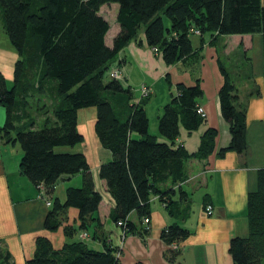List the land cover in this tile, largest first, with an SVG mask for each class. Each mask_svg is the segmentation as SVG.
Segmentation results:
<instances>
[{
  "label": "trees",
  "instance_id": "16d2710c",
  "mask_svg": "<svg viewBox=\"0 0 264 264\" xmlns=\"http://www.w3.org/2000/svg\"><path fill=\"white\" fill-rule=\"evenodd\" d=\"M111 3L118 4L121 31L109 46L106 36L111 24L100 11ZM0 18L18 54L10 88L0 72V106L6 110L0 139L20 144L21 174L50 202L46 229L62 226L70 207L79 210V225L64 226L72 241L57 249L49 237L38 236L27 264H122L119 248L111 246L103 234L104 224L98 216L103 195L95 188L87 156L68 149L85 139L78 129L79 111L96 110V135L112 153V159L100 165L99 176L114 201L110 217L115 223L124 221L121 227L126 234L149 233L150 223L144 219H151L153 195L170 212L187 214L191 203L181 210V201L188 199L180 183L188 177V161L207 159L216 149L218 135L217 129L208 128L196 151L177 142L181 126L192 132L206 119L198 113L204 95L200 81L177 84V92L158 118L156 135L149 129V94L136 101L132 88L111 75L112 64L144 32L147 44L158 48L155 52L167 64L183 61L194 70L203 58V45L195 47L192 40L199 30L202 44L209 35L215 46L225 35L261 34L264 70V0H0ZM219 64L224 75L219 91L221 111L231 132L230 143L218 151L224 157L231 151L242 154L248 147L247 102L241 100L220 55ZM258 93L257 89L249 96ZM36 95L48 99L36 106L41 126L39 115L31 113L35 109L31 99ZM78 173L83 174V184L69 186L61 200L55 195L57 184ZM175 195L178 200H173ZM133 212L145 225L138 226L129 218ZM247 217L248 235L234 236L229 252L234 264H264V168L258 170L257 188L248 193ZM89 230L102 241V249L74 239ZM190 235L188 228L177 223L162 230L161 238L170 246L168 260L176 261L181 249L173 246ZM0 264H16L1 238Z\"/></svg>",
  "mask_w": 264,
  "mask_h": 264
},
{
  "label": "crops",
  "instance_id": "0c3cea01",
  "mask_svg": "<svg viewBox=\"0 0 264 264\" xmlns=\"http://www.w3.org/2000/svg\"><path fill=\"white\" fill-rule=\"evenodd\" d=\"M100 13L102 14L101 11ZM102 15L106 18L104 14ZM166 23L170 25L169 21ZM117 26L114 35H110V29L106 36V42L109 46L113 45L114 38L121 31L120 25ZM251 36L250 34V37L246 38L254 40ZM194 37L197 39L194 40ZM222 37L240 36L225 35ZM241 38L245 37L242 36ZM192 40L195 47L203 45V58L194 70L185 65L183 61L167 64L162 55L156 53L147 44L144 32L140 33L139 39L132 40L125 46L112 64L113 70H119L122 82L132 88L136 101L142 99L141 88L143 86L149 88V101L146 104V110L149 116L152 101L158 100L156 104L157 119L162 114L164 105L171 100L172 94L177 92V84L183 83L189 86L195 84L196 80L199 79L204 91L203 97L199 100V105L204 108L206 119L199 129L192 132L181 126V134L177 142L183 144L189 151H196L200 145L201 136L208 128L217 129L218 135L216 137V149L207 159L188 161V177L180 183L187 192L188 199L181 201V210L191 203V209L188 210L187 214H181L177 210H174L175 213L170 212L160 201L159 196L153 195L149 233L144 236L138 233L126 234L124 228L117 225L110 217L114 201L107 190L106 182L99 176L100 165L112 159L111 151L101 145L97 135L96 139L94 135L93 137L90 136L94 141L92 148L89 147L91 148V156L87 150H82L80 147L72 149L73 151H81L87 156L94 176L95 188L103 195L98 210V216L104 224L103 234L108 238L107 241L111 246L119 248L122 264H234L229 252L230 240L234 236H247L249 233L248 193L257 188L258 170L264 168L262 41L259 44L260 37L258 36L262 61L260 71L257 70L255 73L239 72V74L237 71L235 72L237 76L235 81L238 82L239 78L247 79H241L235 83L241 100L247 102L246 139L248 147L242 154L231 151L224 157H219L218 151L231 141V132L221 111L219 91L224 83V75L220 69L218 48L210 43V38L207 39V36L203 44L198 34L193 35ZM227 40L224 39V41ZM221 43L227 44L222 41ZM252 43L250 42V46H247L244 54L247 59L248 53L253 47ZM226 51L231 53L228 44ZM17 59L18 54L0 18V72L12 83ZM227 60L230 64L231 58L229 56ZM229 73L231 74L230 71ZM249 74H253L254 78L250 79ZM257 89L259 90L258 94L249 96L252 91ZM94 116H96L95 112ZM5 120L6 110L0 106V127L4 125ZM79 123L80 120L78 121V129L83 133L84 130L80 128L81 124ZM150 132L159 134L155 129L150 130ZM84 136L86 137V134ZM160 139L164 140L163 138ZM78 145H82V143ZM10 146H13L12 149ZM15 146L16 144H5L0 139V238L3 245L10 250L16 264H27V260L35 253L38 236L49 237L57 249L62 248L66 242L72 241L66 236L64 226L75 225L77 227L79 225V210L76 207H70L68 220L62 226L54 231L46 229L44 221L49 211V205L42 199L41 192L33 183L21 174L17 160L14 158L12 162L11 158L8 157ZM18 154L20 155V152ZM82 184V173L64 178L57 184L55 195L61 200H65L66 190L69 186L80 187ZM178 186H175V189ZM173 200H178V195L173 196ZM208 205L213 207L211 214L206 212ZM129 218L138 226L145 225L142 220L137 218L135 212ZM174 223L188 228L191 235L185 240L179 241L181 253L176 257V261L172 262L166 257L170 246L161 238V232L165 227ZM82 233L75 236L74 239L85 240L96 249L103 248L102 241L91 236L92 230L87 232L89 236L85 238L81 237Z\"/></svg>",
  "mask_w": 264,
  "mask_h": 264
},
{
  "label": "rangeland",
  "instance_id": "374dc122",
  "mask_svg": "<svg viewBox=\"0 0 264 264\" xmlns=\"http://www.w3.org/2000/svg\"><path fill=\"white\" fill-rule=\"evenodd\" d=\"M116 7V8H115ZM101 12L102 14H104L106 16V18L109 20L110 24H111V33L110 35H114L115 32L117 31V25H118V21H117V13H118V4L117 3H111V4H105L103 8H101ZM240 36V37H222L220 41V44L217 46V48H221L220 50H218L220 57L222 58V61L224 63V66L227 68V70H229L231 72V76L234 79V82L238 83L239 80L243 79V78H239L238 82L235 81V78H237L235 72L237 71L239 74V72H252L255 73L260 71L261 69V57H260V53H261V47L259 48V44H261V34L256 33L254 35H252L251 37L254 38V40H252V38H246V37H250V34H233V35H227V36ZM242 36H244L245 38H241ZM258 36L260 37V42L258 44ZM209 38V35H207V39ZM197 38L194 37V40H196ZM224 39H228L227 41H224ZM250 39V40H249ZM222 42H226L229 46V48L231 49V53L226 51V46L227 44H222ZM250 42H253V47L252 49H250V52L248 53V59L245 57V51L247 50V46H250ZM246 46V47H245ZM159 51V50H158ZM157 52V51H156ZM227 54H226V53ZM160 54V53H158ZM225 54V57H224ZM231 54V55H230ZM231 58V63H228L227 57ZM237 65V66H236ZM250 75V74H249ZM252 76V78H251ZM6 77V76H5ZM250 79L254 78V75L251 74L249 76ZM245 80H247L246 78H244ZM243 79V80H244ZM7 83H8V87L10 88L13 83L11 82L10 79H7ZM254 82V81H253ZM235 83V84H236ZM257 86V85H256ZM47 98H43L42 96L36 95L34 96L33 99H31V103L32 105L35 107V109L32 108V115H36L38 116L39 111L36 108V106L42 104L44 101H47ZM157 101H152V105L150 106V111H149V118H150V130L155 129L156 132L158 130V119H157V115H156V104ZM246 101V100H243ZM94 112L96 114V110L95 108H85V109H81L79 111V120L81 126L80 128H82L84 131L83 133L86 134V139H84L85 141L82 142V145H76L74 147H80L82 150H87L88 153L91 156L90 150L92 148V142L94 143V141L91 139V137H95L96 139V132H95V118L96 116H94ZM37 113V114H36ZM41 113V112H40ZM41 115H39L40 117ZM38 118V117H37ZM41 120L42 118L40 117L38 120V126H41ZM81 129V130H82ZM91 131V132H90ZM93 133V134H92ZM91 136V137H90ZM5 144H12V143H6ZM13 146H10V149H12ZM74 147H70L68 149L72 150ZM91 147V148H89ZM80 149V150H81ZM20 152V155L18 154ZM18 152V153H17ZM21 147L20 144H16V146L14 147V150H12L11 154H8V157L11 158V161L13 162L14 158L17 160V164H19L20 159H21ZM27 179V178H25ZM47 205L49 203V201H46Z\"/></svg>",
  "mask_w": 264,
  "mask_h": 264
},
{
  "label": "built area",
  "instance_id": "2783aa9c",
  "mask_svg": "<svg viewBox=\"0 0 264 264\" xmlns=\"http://www.w3.org/2000/svg\"><path fill=\"white\" fill-rule=\"evenodd\" d=\"M195 32H196V34H200V32H199V30H195ZM154 51H158V48H154ZM111 75L112 76H115V77H118V78H121L120 77V72H119V70L118 69H114L112 72H111ZM141 92H142V96L144 97V96H147L148 94H149V88L148 87H146V86H143L142 88H141ZM198 113H200L202 116H204V117H206V112H205V110H204V108L202 107V106H199L198 107ZM48 205H50V202L48 203ZM212 210H213V207L211 206V205H208V206H206V212L208 213V214H211L212 213ZM144 222L147 224V225H149V223L151 222V219L150 218H145L144 219ZM119 226H123L125 223H124V221L123 220H120V221H118V223H117ZM125 230V229H124ZM87 236V233H85V232H83L82 234H81V237H86ZM179 246V244L177 245V244H175L173 247H178Z\"/></svg>",
  "mask_w": 264,
  "mask_h": 264
}]
</instances>
